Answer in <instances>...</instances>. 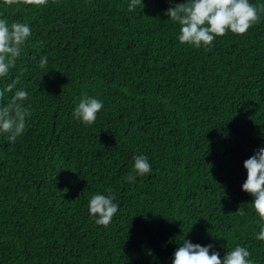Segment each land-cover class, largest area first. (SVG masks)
I'll return each mask as SVG.
<instances>
[{"label": "trees", "instance_id": "16d2710c", "mask_svg": "<svg viewBox=\"0 0 264 264\" xmlns=\"http://www.w3.org/2000/svg\"><path fill=\"white\" fill-rule=\"evenodd\" d=\"M182 2L0 0V18L32 29L0 79L19 77L30 113L15 143L0 134V264H172L183 239L264 264V222L242 190L264 147V14L197 49L165 14ZM83 93L104 105L91 126L73 117ZM136 155L152 170L129 183ZM109 188L119 210L105 228L88 202Z\"/></svg>", "mask_w": 264, "mask_h": 264}, {"label": "clouds", "instance_id": "9594fccd", "mask_svg": "<svg viewBox=\"0 0 264 264\" xmlns=\"http://www.w3.org/2000/svg\"><path fill=\"white\" fill-rule=\"evenodd\" d=\"M142 0H130L128 11H134ZM5 7L31 6L43 8L48 6V0H3ZM169 19L179 26L178 41L194 48L211 50L214 41L228 33L246 35L251 27L260 22L264 14V3L253 4L250 0H183L176 3L165 13ZM32 34L27 23L12 22L0 18V79L9 76L11 69L16 67L22 50ZM47 57L39 60L41 69L47 66ZM19 77L0 88V134L9 143H15L17 138L26 130V118L29 116L28 107L24 101L28 93L17 88ZM12 95H8V94ZM103 101L83 93L79 103L73 110V117L85 126L95 123L98 113L103 109ZM132 172L125 180L134 183L137 176L143 177L152 170L148 157L136 155L133 157ZM247 179L242 184V190L253 199L251 209L264 222V147L244 161ZM116 197L109 188L107 194H94L88 202L90 218L98 226L108 227L118 213L119 205ZM243 215V213H240ZM258 241H264V226L256 235ZM208 244L201 246L193 244L188 239L175 250L172 264H254L247 247L237 244L227 250L223 258L219 252Z\"/></svg>", "mask_w": 264, "mask_h": 264}]
</instances>
